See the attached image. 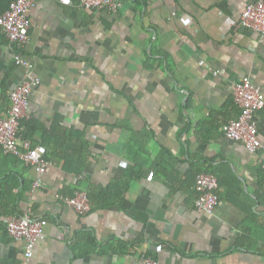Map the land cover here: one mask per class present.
I'll return each mask as SVG.
<instances>
[{
	"label": "crops",
	"instance_id": "obj_1",
	"mask_svg": "<svg viewBox=\"0 0 264 264\" xmlns=\"http://www.w3.org/2000/svg\"><path fill=\"white\" fill-rule=\"evenodd\" d=\"M117 1L36 0L22 47L0 27V116L31 82L19 131L49 162L34 188L36 167L0 147V264H264V107L256 152L222 130L236 82L264 92V32L240 22L256 0ZM201 172L218 180L212 213L195 206ZM78 190L85 214L64 202ZM27 209L47 221L30 258L6 229Z\"/></svg>",
	"mask_w": 264,
	"mask_h": 264
},
{
	"label": "built area",
	"instance_id": "obj_2",
	"mask_svg": "<svg viewBox=\"0 0 264 264\" xmlns=\"http://www.w3.org/2000/svg\"><path fill=\"white\" fill-rule=\"evenodd\" d=\"M36 0H11L8 9L0 13V27L6 33V37L12 44L22 47L30 36L31 20L28 9ZM62 3L70 5L73 0H61ZM82 7L101 9L108 8L116 10L117 0H80ZM240 22L243 26L254 31L264 32V0L244 3L240 11ZM17 62L25 63L18 56ZM204 61H201L203 64ZM222 72V71H221ZM215 71L214 74H220ZM38 79L35 80V82ZM33 84L24 81L19 86L9 91L11 100L7 111L0 116V147L6 154H14L24 162L36 167L38 175L33 186H40L43 182V174L48 169L47 148L44 144H34L30 139L24 138L20 131L22 119L31 117L29 106ZM234 97L241 111L234 119L228 120L222 126L223 134L233 140L244 143L247 149L256 152L260 148L258 140V126L256 112L264 107V92L262 89L247 78H242L234 84ZM154 172L149 173L151 178ZM197 196L195 206L198 211L212 213L221 203L216 192L218 180L216 175L201 172L195 176L194 183ZM64 202L80 214H85L91 209L89 194L86 190H78L72 196L65 197ZM47 221L32 216L31 209L20 214L9 217L6 229L8 233L25 241V254L30 258L34 254L39 239L45 236ZM142 264H159L152 257L143 256Z\"/></svg>",
	"mask_w": 264,
	"mask_h": 264
},
{
	"label": "trees",
	"instance_id": "obj_3",
	"mask_svg": "<svg viewBox=\"0 0 264 264\" xmlns=\"http://www.w3.org/2000/svg\"><path fill=\"white\" fill-rule=\"evenodd\" d=\"M10 3V2H9ZM8 8V7H7ZM6 11V10H5ZM5 11H3V12H5ZM3 12H0V13H3ZM217 194H218V191H217ZM219 195V194H218ZM220 197V196H219Z\"/></svg>",
	"mask_w": 264,
	"mask_h": 264
}]
</instances>
